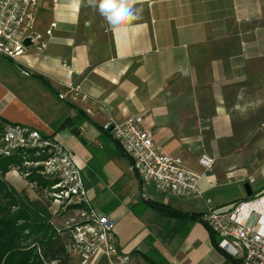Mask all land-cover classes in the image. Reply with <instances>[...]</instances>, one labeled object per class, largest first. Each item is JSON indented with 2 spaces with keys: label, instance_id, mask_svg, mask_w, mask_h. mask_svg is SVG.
Instances as JSON below:
<instances>
[{
  "label": "crops",
  "instance_id": "crops-1",
  "mask_svg": "<svg viewBox=\"0 0 264 264\" xmlns=\"http://www.w3.org/2000/svg\"><path fill=\"white\" fill-rule=\"evenodd\" d=\"M136 7L142 18L114 31L87 0H39L34 32L48 45L26 47L18 61L0 57V118L5 127L29 126L65 145L91 207L115 221L118 250L130 264H239L201 221L156 205L190 215L227 212L248 199L245 184L264 169L251 173L236 165L238 149H223L235 137L231 100L241 106L242 91L264 78V69L256 70L264 65V0H137ZM232 88L240 91L232 95ZM133 116L143 118L162 151L202 176L201 195L182 199L139 181L132 160L103 130L110 119ZM203 152L216 160L211 172L199 164ZM17 171L5 177L15 189L25 182ZM55 210L52 223L69 241L66 226L78 210ZM70 259L110 264L103 255Z\"/></svg>",
  "mask_w": 264,
  "mask_h": 264
},
{
  "label": "built area",
  "instance_id": "built-area-1",
  "mask_svg": "<svg viewBox=\"0 0 264 264\" xmlns=\"http://www.w3.org/2000/svg\"><path fill=\"white\" fill-rule=\"evenodd\" d=\"M39 0H0V57L18 61L24 54V41L45 49L48 41L34 32L35 11ZM51 35V31L47 33ZM67 77L73 71L63 64ZM80 92L79 86H70ZM64 98V96H61ZM121 150L132 160V169L143 185L177 197L201 195L202 176L184 168L183 160L169 156L154 143L152 133L143 125L140 116L130 117L124 123L110 119L103 126ZM0 156L14 157L21 152H35L42 158L26 162L27 167L57 183L52 187L54 202L59 204L54 213L69 208L77 209V217L66 226L70 255L84 261L100 255L108 257L110 264H130V256L118 250L116 223L91 207L89 192L81 168L71 152L55 137H46L37 129L24 125H8L0 140ZM216 160L207 152L199 158L206 171L214 169ZM53 212V211H52ZM201 222L218 238V248L240 264H264V194L239 201L227 212L210 209Z\"/></svg>",
  "mask_w": 264,
  "mask_h": 264
},
{
  "label": "trees",
  "instance_id": "trees-1",
  "mask_svg": "<svg viewBox=\"0 0 264 264\" xmlns=\"http://www.w3.org/2000/svg\"><path fill=\"white\" fill-rule=\"evenodd\" d=\"M6 127L5 121L0 118V137ZM40 160L42 158L35 156L34 151L21 152L11 158L0 156V264H70L68 241L52 223L53 212L49 204L40 198H30L5 180L10 169L17 167L26 173V179L36 185L37 191L52 190L56 180L41 175L38 168L25 165L26 162ZM261 194L260 191L256 196ZM156 208L164 214L199 221L204 215H190L164 205H156ZM212 235L218 247L214 233Z\"/></svg>",
  "mask_w": 264,
  "mask_h": 264
},
{
  "label": "rangeland",
  "instance_id": "rangeland-1",
  "mask_svg": "<svg viewBox=\"0 0 264 264\" xmlns=\"http://www.w3.org/2000/svg\"><path fill=\"white\" fill-rule=\"evenodd\" d=\"M257 69L259 71L264 69V65L257 64ZM262 76L255 77L251 82L250 88L246 87V90L242 91L243 97L246 100L243 99L241 106L238 105L237 100H231L232 105L229 107V110L233 117L235 137L234 141L227 142L223 147L225 150L226 147L231 148L232 146L238 149L240 157L238 159L239 163L236 165H243L251 173L264 164V78ZM239 91L240 89L238 88L231 89L232 95H236ZM1 138L2 135L0 140ZM19 171L17 172L20 174V177L25 179V182L17 187L19 192H25L32 199L39 197L53 209L55 206L59 207V204L54 202L55 198L51 195L52 190L49 193L42 192V190L37 191L36 185H31L26 179V173ZM259 182H262V184L256 189L255 185ZM248 183L256 192L264 188V169L255 173V176ZM179 198L191 199L193 197ZM68 243H70V239Z\"/></svg>",
  "mask_w": 264,
  "mask_h": 264
},
{
  "label": "clouds",
  "instance_id": "clouds-1",
  "mask_svg": "<svg viewBox=\"0 0 264 264\" xmlns=\"http://www.w3.org/2000/svg\"><path fill=\"white\" fill-rule=\"evenodd\" d=\"M88 5L99 9L100 15L114 31H122L142 18V8H137V0H87Z\"/></svg>",
  "mask_w": 264,
  "mask_h": 264
},
{
  "label": "water",
  "instance_id": "water-1",
  "mask_svg": "<svg viewBox=\"0 0 264 264\" xmlns=\"http://www.w3.org/2000/svg\"><path fill=\"white\" fill-rule=\"evenodd\" d=\"M24 45L26 47L31 46L32 45L31 40L29 38L26 39L24 41ZM75 132H76V129L73 130V133H75ZM244 188H245V192H246L247 198H251L254 194H253V190H252L250 184L249 183H246L245 186H244Z\"/></svg>",
  "mask_w": 264,
  "mask_h": 264
}]
</instances>
